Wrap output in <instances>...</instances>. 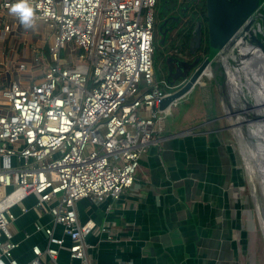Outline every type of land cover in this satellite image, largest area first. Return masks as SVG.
Returning a JSON list of instances; mask_svg holds the SVG:
<instances>
[{
	"label": "built area",
	"instance_id": "2783aa9c",
	"mask_svg": "<svg viewBox=\"0 0 264 264\" xmlns=\"http://www.w3.org/2000/svg\"><path fill=\"white\" fill-rule=\"evenodd\" d=\"M15 3L0 0V8ZM27 3L33 20L51 27L53 42L40 82L13 81L0 90L10 109L0 115V190L7 191L0 194V264H59L61 250L67 264H92L87 237L117 239L105 224L81 220L76 204L117 199L133 187L142 153L162 130L157 105L173 87L154 76L156 0ZM66 43L78 48L73 66L63 64ZM13 208L38 212L32 226L43 241L32 243L22 262Z\"/></svg>",
	"mask_w": 264,
	"mask_h": 264
},
{
	"label": "crops",
	"instance_id": "0c3cea01",
	"mask_svg": "<svg viewBox=\"0 0 264 264\" xmlns=\"http://www.w3.org/2000/svg\"><path fill=\"white\" fill-rule=\"evenodd\" d=\"M9 10L0 8V90L13 81L22 87L40 82L50 63L48 47L53 42L46 21L32 20L25 27ZM77 54L78 48L66 43L61 51L63 64L73 66ZM202 97L195 84L162 110V130L153 133L142 153L132 188L100 204L87 199L77 202L81 220L91 218L97 225L105 224L117 239L112 242L89 235L87 252L92 264H232L227 222L214 219L228 210L222 207L228 206L223 189L230 169L224 150L211 138L212 129L203 126L208 112ZM9 112L0 91V115ZM140 114L147 112L141 110ZM199 118L201 121L193 122ZM189 134L193 139L204 138L203 147L182 141ZM13 212L17 216V224L13 221L11 225L14 238L23 241L15 255L22 262L30 256V243L43 245V241L32 226L38 217L35 209L20 214L13 208Z\"/></svg>",
	"mask_w": 264,
	"mask_h": 264
},
{
	"label": "rangeland",
	"instance_id": "374dc122",
	"mask_svg": "<svg viewBox=\"0 0 264 264\" xmlns=\"http://www.w3.org/2000/svg\"><path fill=\"white\" fill-rule=\"evenodd\" d=\"M165 1L166 0H156L154 7L155 20H158L159 14L164 10ZM177 2L178 5L175 7V11L177 10L176 12L180 15L179 9H181V3L180 0ZM155 22L157 24L158 21ZM155 22L153 29L154 52L152 55L154 76L158 81H163L165 77V52H163V50L166 49L168 51H173L174 41H171V36L164 46L158 43L157 40L160 37V34ZM208 75L209 74H203L196 83L197 88L200 87L202 96H204L202 97V102H204L208 112L207 116H203L204 119H206L205 125L203 126L212 129L211 138L213 140L216 138L217 142L220 144L221 151L224 150L230 169L228 184L223 189L226 204H228V206H223L222 209L225 211L224 209L227 208V214L223 213V216H217L214 219L218 220V222H221V220L227 222L229 231L227 239L233 250L232 264H264V219L262 218L264 212V197L259 182L258 172L254 169L252 164L253 159L250 154L251 150H256L252 149L244 142L247 140V137L244 138L246 135L241 136L238 134L240 129L245 132L247 131V128L251 127L248 123L233 124L230 117H227L224 114L225 107H223V104L221 103L215 82L208 78ZM244 92L245 99L251 103L253 98L252 93L247 90ZM197 121H201V119L199 118V120L197 119L193 122L197 123ZM191 136L192 135L189 134L184 137L182 141L188 144L194 143V147L202 148L205 139H202V137L193 139ZM217 151L218 154H220L219 149H217ZM227 160L225 157L222 159L226 173L228 171L226 166ZM5 193H7V191L3 189L0 190V194ZM24 203L28 207L32 205V201L30 202L28 199H26V201L24 200ZM14 223L15 225L17 224L15 221ZM224 225L225 223L223 224V227ZM59 230L60 227L57 226V231ZM27 243L29 244L30 242L28 241ZM35 243L41 244L40 241H36ZM58 262L59 264H67V252L63 250L60 251Z\"/></svg>",
	"mask_w": 264,
	"mask_h": 264
},
{
	"label": "water",
	"instance_id": "95a60500",
	"mask_svg": "<svg viewBox=\"0 0 264 264\" xmlns=\"http://www.w3.org/2000/svg\"><path fill=\"white\" fill-rule=\"evenodd\" d=\"M206 18L208 21L207 55L199 63L195 58L187 69L178 67L174 69V73H171L173 70L170 67L167 68L168 73L165 79L173 87L160 99L157 109L161 111L166 109L175 100L189 92L205 73L204 70L209 68L211 71L209 78L217 83L224 95L233 94L238 101L242 98L243 103L252 110L251 113L243 112L235 105L233 107L225 103L224 114L230 117L233 124L243 123L246 119L251 122L253 128H247V130L253 131L254 135L259 134L257 138L264 146V0H207ZM165 33L164 29L160 34V43L164 42ZM170 58L172 57H165L164 69ZM228 58H231L233 62L231 67L227 63ZM243 64L250 65L259 76L257 79H252L253 81L250 79L247 85L243 82L246 80L239 77L243 91L236 94L231 89L226 65L232 70H238ZM237 73L239 75V72ZM255 80L259 82L256 94L249 90L253 89ZM245 90L252 93L251 103L244 99ZM250 114L253 118L249 117ZM254 149L256 150V147ZM257 172L264 197V159Z\"/></svg>",
	"mask_w": 264,
	"mask_h": 264
},
{
	"label": "flooded vegetation",
	"instance_id": "af4514ba",
	"mask_svg": "<svg viewBox=\"0 0 264 264\" xmlns=\"http://www.w3.org/2000/svg\"><path fill=\"white\" fill-rule=\"evenodd\" d=\"M177 1L178 0H166L164 10L159 14L158 20L154 19V22L158 21L157 24L155 22V25L157 26L159 34L165 29L166 33L164 39L166 38L168 40L172 36L171 41H174L173 51L163 50V52H165V57H172L168 60V64L165 65L164 75H167L168 67L173 70L171 73H174V69L178 67L187 69L195 58L198 59L199 63L208 53L207 0H180L181 9L178 8L180 10V15L176 12L177 10L175 11V7L178 5ZM184 39H187V47L185 48L182 44ZM227 63L230 67L233 65L231 58L227 59ZM215 86L223 107L224 104L227 103L231 104L233 107L235 105V107L240 108L243 112H252L247 104L243 103L242 98L238 101L232 94L224 95L217 83H215ZM249 117L253 118V115L250 114ZM253 121L254 120H252V122ZM245 123H248L251 129L253 128L251 122H248L247 119L243 122V124Z\"/></svg>",
	"mask_w": 264,
	"mask_h": 264
},
{
	"label": "bare ground",
	"instance_id": "6f19581e",
	"mask_svg": "<svg viewBox=\"0 0 264 264\" xmlns=\"http://www.w3.org/2000/svg\"><path fill=\"white\" fill-rule=\"evenodd\" d=\"M225 62V61H224ZM226 64V63H224ZM226 70L228 72V78H229V81H231V89L234 91V93L236 94H239L241 93L242 90V85L240 84L239 82V77H241L242 79L244 78L246 81H244V83L247 85L249 84V81L250 79H257V77L259 76V74H257V71L252 69L250 67V65H245L243 64V66H241V68H238V70H232L231 68H229L227 65H226ZM204 74H209L211 75V71L209 68L205 69L204 70ZM239 72V75L238 73ZM254 77V78H253ZM254 86H253V89H249L250 91H253L254 94H256V91L259 87V82L257 83L256 80L254 82ZM241 128V127H240ZM240 132V133H239ZM238 132L239 135L241 136H244L246 135L244 138L247 137V140L244 141L249 147H251L252 149H254V147H256V151L254 150H251L250 151V154H251V157L253 159V166H254V169L256 171L260 170V166L262 164V161L264 159V146H263V143L261 142V140L257 137H259L260 135H254L253 131L251 130H247L245 132H243L241 129L240 131ZM255 139V140H254ZM243 141V140H242ZM253 145V146H252ZM244 158V157H243ZM245 161V160H244ZM245 163V162H244ZM245 165V164H244ZM249 177V175H248ZM254 184V183H253ZM256 189V188H255ZM263 218V217H262Z\"/></svg>",
	"mask_w": 264,
	"mask_h": 264
},
{
	"label": "clouds",
	"instance_id": "9594fccd",
	"mask_svg": "<svg viewBox=\"0 0 264 264\" xmlns=\"http://www.w3.org/2000/svg\"><path fill=\"white\" fill-rule=\"evenodd\" d=\"M9 12L10 15L15 16L23 26L30 27L32 25L33 10L28 5L27 0H17V3L11 6Z\"/></svg>",
	"mask_w": 264,
	"mask_h": 264
},
{
	"label": "trees",
	"instance_id": "16d2710c",
	"mask_svg": "<svg viewBox=\"0 0 264 264\" xmlns=\"http://www.w3.org/2000/svg\"><path fill=\"white\" fill-rule=\"evenodd\" d=\"M160 39H161V36H160V37L158 38V40H157L158 43H160ZM166 42H167V39L165 38V39H164V42H163V43H160V44H161L162 46H164V45L166 44ZM182 44H183L184 48L187 47V46H186V45H187V39H184V41H183ZM209 76H211V75H208V77H209Z\"/></svg>",
	"mask_w": 264,
	"mask_h": 264
}]
</instances>
